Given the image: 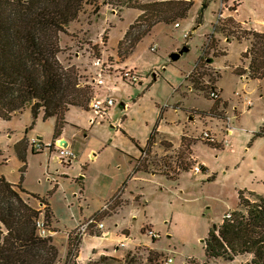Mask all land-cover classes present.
<instances>
[{
  "label": "rangeland",
  "instance_id": "374dc122",
  "mask_svg": "<svg viewBox=\"0 0 264 264\" xmlns=\"http://www.w3.org/2000/svg\"><path fill=\"white\" fill-rule=\"evenodd\" d=\"M108 1L87 0L84 11L62 34L59 54L62 63L77 67L84 82L96 76L100 66L94 65V61L102 59L105 74L112 75L106 77V81L116 86L112 92L100 91L101 97L115 100L108 116L92 125L89 122L92 111L69 109L61 136L75 155L71 164L60 161L51 147L36 153L30 145L32 138L44 145L56 141L54 118L43 120L39 115L33 122L30 106L9 121L0 118V176L10 182H21L22 163L13 148L25 137L27 165L21 187L48 199L54 214L49 226L45 218L46 205L40 208L34 196H23L27 203L33 202L36 209L43 212L45 228L51 230L47 232L55 233L53 240L59 248V258H64L68 249L66 235L74 237L79 221L98 214V220L105 218L107 229L130 233L129 248L133 250L125 252L121 258L102 256L89 262L150 264L147 256L151 247L161 254L155 260L158 264H163L167 256L173 258L174 264H203L205 261L252 264L250 254L234 257L232 261L206 258L201 240L207 237L213 224L220 223L238 208L239 191L244 190L243 198L251 200L254 196L250 191L264 195V137L256 138L253 134L264 124V78H250L248 74L241 78L235 72L244 68L241 42L228 43L235 40L233 35L226 39L224 33L217 31L223 25L242 35L249 31L227 22L229 17L224 8L232 9L237 0H184L193 3L188 17L170 24H156L138 43L127 65L112 52L138 10L123 9L163 0H110L113 5H107ZM257 1L264 9V0H244L243 17L250 13L259 17L261 10ZM96 7L98 13H95ZM176 23L180 24L178 28L174 27ZM100 32L98 42L96 36ZM253 37L249 38L254 41ZM214 43L218 44L220 52H227L226 56L218 55L214 59L215 67L209 64L197 70L206 72L201 80L207 89L204 93L191 91L190 75L196 73L199 56L205 51V55L212 58ZM154 45L156 50H151ZM184 47L188 49L173 60L172 53ZM129 65H135L133 70L139 77L136 83L118 79L124 70L131 68ZM217 74L221 76L214 82ZM216 85L228 103L225 108L219 104L217 113L220 115L215 118L209 110L214 103L210 100L212 87ZM94 88L97 92L98 88ZM214 91L220 95L217 89ZM236 91L244 95L239 97ZM246 99L253 103L248 105ZM190 117L195 118L190 120ZM227 117H232L234 132L227 137L229 143L224 146L221 137L227 129ZM158 125L159 132L156 131ZM214 125L220 139L211 144L221 145L223 150L205 145L201 138L202 130ZM185 127L190 135L185 136L187 139L199 140L191 155L185 145L172 148ZM152 134L155 139L150 145L147 139ZM184 161L192 166L178 179L163 174L171 176L182 172ZM198 161H203L208 170H203ZM145 164L150 168L148 173L134 171L136 165L142 168ZM196 165L200 171L192 172ZM108 202V209L100 212ZM112 213L119 214L108 218ZM99 233L97 229L90 232L91 235ZM127 253L135 262L125 260ZM61 262L65 264V259Z\"/></svg>",
  "mask_w": 264,
  "mask_h": 264
},
{
  "label": "trees",
  "instance_id": "16d2710c",
  "mask_svg": "<svg viewBox=\"0 0 264 264\" xmlns=\"http://www.w3.org/2000/svg\"><path fill=\"white\" fill-rule=\"evenodd\" d=\"M86 4L87 0H0V118L9 121L30 106L33 122L41 113L43 120L54 118L53 138L56 140L62 133L70 107L90 111L93 88L83 81V76L75 65H65L59 59L62 49L60 35L67 32L69 24L80 16ZM106 4L113 5L110 0ZM192 5L191 1L163 0L127 6L141 12L118 41V57L126 60L156 24H170L176 19L187 18ZM98 12L99 8L96 7L95 13ZM227 22L242 29L241 24L233 17H229ZM217 31L224 33L226 39L233 35L237 41L254 36L248 50L241 55L242 58L249 59L248 69L235 71L240 75L248 72L251 78H263L264 33L244 31L242 35L224 25ZM104 37L108 40L107 35ZM217 46L216 43L211 46L212 56L226 55L227 52H220ZM204 52L199 56L196 73L190 75L191 91L204 93L207 89L201 80L206 72L197 71L212 63V58ZM219 78L220 75L217 74L214 82ZM215 89L213 86V92ZM220 103L226 107V102H222L221 98L215 99L209 114L219 116L217 108ZM254 136L264 137V124L254 132ZM154 139V134L150 135L147 144H153ZM193 141L185 136L181 137V147L185 145L190 155ZM27 148L25 137L17 141L13 148L22 163L21 182L27 165ZM182 164V171L188 172L192 166L187 161ZM201 168L206 170L203 165ZM149 169L146 164L142 168L136 165L134 171L147 172ZM163 174L168 176V173ZM179 174L180 171L169 177L177 178ZM213 177L211 175L210 179ZM21 182L12 183L0 176V223L4 227V232L0 229V264H57L59 248L51 235L38 234L36 221L41 212L27 203L23 194L34 196L46 205L45 218L49 226L54 214L48 199L26 191L21 187ZM243 191L238 192V208L232 210L230 216L224 217L220 224H213L202 241L206 258L232 261L234 257L250 254L252 264H264V195L250 191L254 200L245 199ZM80 242L77 235H68L65 264H78L76 251L79 250ZM148 251L149 263L158 264L155 260L161 254L151 248ZM125 260L135 262L130 253L126 254ZM99 263L100 261H96L87 264ZM203 264L209 263L205 261Z\"/></svg>",
  "mask_w": 264,
  "mask_h": 264
},
{
  "label": "crops",
  "instance_id": "0c3cea01",
  "mask_svg": "<svg viewBox=\"0 0 264 264\" xmlns=\"http://www.w3.org/2000/svg\"><path fill=\"white\" fill-rule=\"evenodd\" d=\"M226 3V2H225ZM243 3H245L244 2V0H237V2L235 3V7H233L232 9H230L229 10V8H224V11H227V17H233L234 19H236V21L237 22H239L240 24H241V26L243 27V28H245L246 30H251V31H257L258 33H264V9L262 10L261 9V5L260 4H258L259 2L257 1V6L259 7V9L261 10V14L259 13V11H258V14H259V17L258 16H254L253 14H251L250 13V16H247V17H243L242 16V9H243ZM126 9H136V8H125V9H123V10H126ZM138 10V13H137V16L136 17H138V15L140 14V10L139 9H137ZM114 12H117V10H115ZM224 13V12H223ZM135 17V18H136ZM73 22V21H72ZM71 22V23H72ZM71 23L69 24V26L71 25ZM132 23V22H131ZM130 23V24H131ZM129 24V25H130ZM68 26V27H69ZM129 27V26H128ZM128 29V28H127ZM127 31V30H126ZM101 33L102 32H100V33H98V36H96V39H97V41L99 42L100 41V35H101ZM125 34V33H124ZM124 34H122V36L124 35ZM122 38V37H121ZM120 38V39H121ZM119 39V40H120ZM233 41H237V40H230L228 43H230V42H233ZM251 41H252V39L251 38H249V39H244V40H240V41H238V42H241V45L243 46V50H242V53H244V52H246L247 50H248V48L250 47V45H251ZM60 43H61V45H62V34L60 35ZM116 50H117V48H116ZM116 50L114 51V52H112V53H116ZM242 53H241V55H242ZM224 55V54H223ZM131 56V55H130ZM224 56H226V55H224ZM217 56H213L212 57V65L215 67V65H214V59L216 58ZM129 58L130 57H128L126 60H125V62H124V64H126L127 65V61L129 60ZM241 59H242V57H241ZM242 65L244 66V69H248V65H249V59L248 58H245V62H244V60L242 59ZM131 68H134L135 67V65H129ZM196 66V65H195ZM239 67V66H238ZM237 67V68H238ZM236 69V68H235ZM236 72V71H235ZM238 74V73H237ZM246 74H248V72H246L245 74H243V75H240V74H238V75H240V77L241 78H243ZM110 76H112V75H104V80H105V83L102 85V86H100V87H97L98 88V90H97V92L96 93H98V94H101L100 93V91H102V89H104L105 90V92H112V91H114V89H113V86H111V85H109V83L106 81V77H108V78H110ZM221 76V75H220ZM248 77H250L249 76V74H248ZM247 78V77H246ZM251 78V77H250ZM263 78H264V76H263ZM262 79V78H261ZM219 80V79H218ZM218 82V81H217ZM115 86V85H114ZM116 87V86H115ZM216 87V89L218 90V93L220 94V91L219 90H221V89H219L218 88V85H216L215 86ZM235 94L237 95V96H239V97H242V95H244V94H241V93H239L238 91H236L235 92ZM219 98H221L222 99V102H226V103H228V101H225L224 99H223V97L221 96V94L219 95ZM210 100H212V99H210ZM213 102H214V100H212ZM251 100L250 99H246V102L248 103V105H251L253 102L251 101V104L249 103ZM213 106V105H212ZM70 108H72V107H70ZM75 108H79V107H75ZM212 108V107H211ZM210 108V109H211ZM236 108V107H235ZM80 109H82V108H80ZM25 110V109H24ZM30 110H31V108H30ZM82 110H85V109H82ZM87 111V110H86ZM210 111V110H209ZM24 112V111H23ZM23 112L21 113H18L17 115H22L23 114ZM32 113V112H31ZM68 113V112H67ZM67 113H66V115H67ZM17 115H14L13 117H15V116H17ZM32 116V115H31ZM39 116V115H38ZM40 116H41V118H42V116H43V113H41L40 114ZM12 117V118H13ZM11 118V119H12ZM53 118V117H52ZM195 117H190V120H193ZM216 118V117H215ZM232 118V117H231ZM232 120V119H231ZM231 120H230V124H231ZM66 121V120H65ZM66 124V123H65ZM64 124V125H65ZM160 125H158L157 126V131L159 130V127ZM63 129H64V127H63ZM63 129H62V131H63ZM184 130H185V132H184ZM207 130H209V131H211V133L215 136V142L214 143H216L220 138V132L218 131V129H217V127L214 125V127H208L207 128ZM234 129L232 128V131L230 132V133H228V132H224V134H223V138L221 137V139L223 140V143H224V146H226V145H228V143H229V139L227 138V137H229V135H231L234 131H233ZM159 132V131H158ZM253 134H254V132H253ZM186 135H188V136H190L189 134H188V131H186V127H185V129H183L181 132H180V136H178V138L177 139H175V142H174V146L172 147V148H178V147H180L181 146V137L182 136H186ZM56 140H58V141H61V140H65V142H66V145L67 146H69V143H68V141L64 138V137H62L61 136V133H60V136L58 137V139H56ZM199 140H196L194 143H193V147H191L192 149H193V151H194V146H195V144L198 142ZM202 141V140H201ZM204 142V144H205V141H203ZM205 145H208V144H205ZM215 148H221L222 150L224 149L222 146H220V147H215ZM195 152V151H194ZM194 157L196 158V156H195V154H194ZM197 159V158H196ZM198 163H199V166L201 167V165H203L204 166V164H203V161H201V162H199L198 161ZM71 164V163H70ZM205 167V166H204ZM206 168V167H205ZM206 170H208L207 168H206ZM205 170V171H206ZM138 172H144V171H138ZM183 172H187V171H182V172H180V174L178 175V177L177 178H171V179H178L180 176H181V174L183 173ZM189 172V171H188ZM192 172H194V171H192ZM199 172V171H198ZM144 173H148V172H144ZM163 175V174H162ZM167 176V175H166ZM167 177H169V176H167ZM57 183H58V181H56ZM12 183H14V182H12ZM41 197V196H40ZM39 202V201H38ZM30 205H32L33 207H35V209H36V206H35V204L33 203V202H28ZM41 203V202H40ZM40 203H38V204H40ZM43 204V203H42ZM45 205V204H44ZM51 207V206H50ZM231 211V210H230ZM117 214H119V213H112L110 216H108V218H111V217H113V216H116ZM107 218V217H106ZM105 219V218H104ZM103 219V220H104ZM223 219H224V217H223ZM223 219H222V221H223ZM102 220V219H101ZM103 220H102V223L104 224V222H103ZM222 221H220V223L222 222ZM79 223H80V221H79ZM220 223H218V224H220ZM77 227V226H76ZM75 227V228H76ZM0 229L1 230H4V227L1 225V223H0ZM125 229H127V228H125ZM48 231H51V230H48ZM98 231L100 232L99 234H95V235H91V234H88V235H83L82 237H81V242H80V244H79V251L77 252V263L78 264H87L89 261H91V260H95V259H97V258H99V257H101L102 258V256H117L118 258H121V257H123V255H124V253L125 252H127V251H129V250H133V247L132 248H129L130 246H131V242H130V239L128 238V235L130 234H126V233H123V230H122V232H121V230H119L118 231V229H114V230H109V229H107L106 228V226H105V224H104V228L103 229H98ZM54 232H48L47 233V235H51V237H52V239H54ZM67 236V238H68V235H66ZM86 239H88V242L87 243H85V241H86ZM54 241V240H53ZM121 241H125V242H127V244H126V246L125 247H120L119 249L116 247V245L117 244H119V242H121ZM68 245V244H67ZM134 246V245H133ZM149 246V245H148ZM150 247V246H149ZM151 248V247H150ZM152 249V248H151ZM68 250V249H67ZM67 250H66V254H67ZM153 250V249H152ZM66 254H65V257L64 258H59L60 260H59V264H62V262H61V259L63 260V259H65L66 258Z\"/></svg>",
  "mask_w": 264,
  "mask_h": 264
},
{
  "label": "built area",
  "instance_id": "2783aa9c",
  "mask_svg": "<svg viewBox=\"0 0 264 264\" xmlns=\"http://www.w3.org/2000/svg\"><path fill=\"white\" fill-rule=\"evenodd\" d=\"M222 4V1H221ZM180 26V24L176 23L174 25L175 28H178ZM151 50H156V45L151 47ZM94 65H99L100 67H98V71L96 73V76H94L91 81L87 80L86 82L93 88L94 91V96L92 98V100L90 101L89 104V109L90 111L93 112V115L90 117L89 122L93 125L95 123H100L103 119H105V117L108 116L109 114V110L111 109V107L114 106V99H112L111 97H105L102 96L98 93H96L95 88L94 87H100L105 83L104 80V62L102 61L101 58H96V60L94 61ZM134 68H127L126 70H124L123 73H121L118 77V79L120 78L122 80V82L125 81H130L132 83H136L139 80V77L137 76V74L134 72L133 70ZM262 75L264 76V71H262ZM116 87L113 86V89H115ZM211 97L212 98H219V95L215 92L211 93ZM251 104V101L249 102ZM230 117H227L226 120V126L227 129H225L226 132L230 133L232 131V126L230 124ZM230 124V128L229 127ZM201 138L204 139L205 141L209 142V143H214L215 142V136L211 133V131L203 129L202 133H201ZM30 145L32 146V150L35 149L37 152H40L42 149H45L47 147H51L53 148V151L56 152L59 156V160L62 161L63 163L67 162V163H71L73 161V159L75 158V155L70 152V149L67 145H65L64 143H60V141L56 140L53 141L52 143H49L48 145H44L43 143H41L37 138H32L30 140ZM194 172H198L200 171V167L198 165L194 166L193 170ZM40 208H42V206L44 204L40 203ZM109 207V202L106 203L100 210V212H104L105 210H107ZM40 211V210H39ZM40 216L38 217L37 221H36V226L38 228V234L40 236H46L47 235V229L45 228L44 225V221L42 219L43 216V212L40 211ZM230 216V214H227V217ZM226 217V216H225ZM98 214L97 215H93L92 217H89L87 219H84L82 222H80L77 227V233L75 235H77L78 237H82L83 235H88L90 234L92 229H103L104 228V224L102 223V220H98ZM127 244V242L125 241H121L119 242V244L116 245V247L119 249L120 247H125ZM163 264H174V260L172 257H166V259L163 261Z\"/></svg>",
  "mask_w": 264,
  "mask_h": 264
},
{
  "label": "water",
  "instance_id": "95a60500",
  "mask_svg": "<svg viewBox=\"0 0 264 264\" xmlns=\"http://www.w3.org/2000/svg\"><path fill=\"white\" fill-rule=\"evenodd\" d=\"M187 49H188V47H184L180 52H177V53H174V54L172 53L171 58H172L173 60L178 59L179 56H180V54H181L182 52H184L185 50H187ZM60 143H64V144L66 145L65 140H61ZM201 240L203 241L204 239H201Z\"/></svg>",
  "mask_w": 264,
  "mask_h": 264
}]
</instances>
